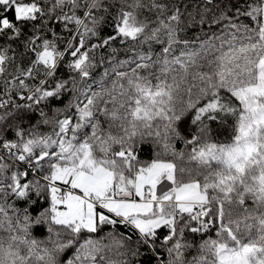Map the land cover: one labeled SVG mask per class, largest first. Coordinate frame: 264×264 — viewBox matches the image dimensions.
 I'll list each match as a JSON object with an SVG mask.
<instances>
[{
  "label": "snow or ice",
  "instance_id": "snow-or-ice-1",
  "mask_svg": "<svg viewBox=\"0 0 264 264\" xmlns=\"http://www.w3.org/2000/svg\"><path fill=\"white\" fill-rule=\"evenodd\" d=\"M0 264H264V0H0Z\"/></svg>",
  "mask_w": 264,
  "mask_h": 264
}]
</instances>
